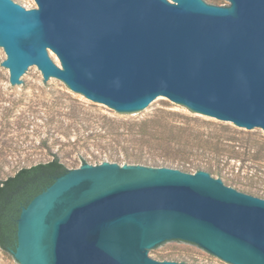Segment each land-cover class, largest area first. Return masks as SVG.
Wrapping results in <instances>:
<instances>
[{
    "label": "water",
    "instance_id": "1",
    "mask_svg": "<svg viewBox=\"0 0 264 264\" xmlns=\"http://www.w3.org/2000/svg\"><path fill=\"white\" fill-rule=\"evenodd\" d=\"M172 1L0 0L10 82L32 86L40 69L51 86L60 79L126 118L170 99L264 131V0ZM16 240L20 264H190L154 259L165 245L264 264V197L210 170L90 161L22 207Z\"/></svg>",
    "mask_w": 264,
    "mask_h": 264
},
{
    "label": "rangeland",
    "instance_id": "2",
    "mask_svg": "<svg viewBox=\"0 0 264 264\" xmlns=\"http://www.w3.org/2000/svg\"><path fill=\"white\" fill-rule=\"evenodd\" d=\"M23 1L37 7L35 0ZM6 58L0 46V181L22 167L55 158L68 169L90 161L132 164L135 159L144 165L172 163L191 173L210 170L229 186L264 197L263 130L255 134L234 123L201 118L170 99L158 101L148 115L126 118L60 79L51 86L40 69L27 79L34 85L19 89L3 66ZM152 255L157 260L226 264L198 245H165ZM0 264L20 263L0 246Z\"/></svg>",
    "mask_w": 264,
    "mask_h": 264
},
{
    "label": "trees",
    "instance_id": "3",
    "mask_svg": "<svg viewBox=\"0 0 264 264\" xmlns=\"http://www.w3.org/2000/svg\"><path fill=\"white\" fill-rule=\"evenodd\" d=\"M68 168L58 159L22 167L0 181V246L11 252L17 243L21 209ZM199 170V168L197 169Z\"/></svg>",
    "mask_w": 264,
    "mask_h": 264
}]
</instances>
